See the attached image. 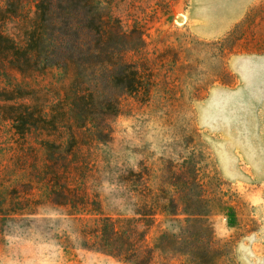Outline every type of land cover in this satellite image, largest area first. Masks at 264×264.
Segmentation results:
<instances>
[{"label":"rangeland","instance_id":"1","mask_svg":"<svg viewBox=\"0 0 264 264\" xmlns=\"http://www.w3.org/2000/svg\"><path fill=\"white\" fill-rule=\"evenodd\" d=\"M95 1L108 25L97 34L94 16L80 32L88 44L79 72L98 102H119L111 139L84 147L103 212L138 220L148 212L144 199L157 206L145 238L149 264H264V0L213 40L187 27L189 0ZM33 13L25 4L1 29L23 45ZM121 59L141 77L136 94L111 82ZM34 76L25 87L41 89L49 106L70 84L53 66ZM28 145L35 152L25 156L0 113V264H135L83 247L88 216L68 217L42 201L31 211L8 205L14 181L46 178L45 151ZM130 171L143 178L124 183L120 175ZM29 188L27 198L40 200L39 186Z\"/></svg>","mask_w":264,"mask_h":264},{"label":"trees","instance_id":"2","mask_svg":"<svg viewBox=\"0 0 264 264\" xmlns=\"http://www.w3.org/2000/svg\"><path fill=\"white\" fill-rule=\"evenodd\" d=\"M25 4L34 8V17L30 30L25 33V43L18 45L1 26L16 17ZM94 16L98 17L96 31L100 34L108 22H102L95 0H0V83H3L0 101L6 103L0 113L2 120L11 123L14 142L22 154L28 156L35 152L28 145L31 139L45 151L46 175L38 182L14 181L8 205L14 208L21 204V211H31L42 201L43 205L64 211L68 217L88 216L90 224L80 231L84 248L135 264H149L153 251L145 238L157 206H147L144 199L142 207L148 212L137 214L141 217L138 220L114 218L103 212L102 201L92 182L89 184L90 170L86 167L89 151L84 148L85 144L108 142L111 139L109 120L119 112V102H98L79 72L86 62L83 51L88 44L80 32L91 29ZM99 44L96 41L94 48L99 49ZM118 65L119 71L111 72L109 77L122 94H136L143 89L141 77L131 63L121 59ZM49 66L60 69L70 81L62 99L50 106L44 104L47 95L41 89L25 87L26 79L43 73ZM125 174L126 177L120 175L124 183L132 181L129 177L143 178L141 173L133 171ZM34 183L39 186L41 199L32 201L26 192ZM141 187L143 192L147 190L144 183ZM5 206L4 202L0 203V211ZM10 211L8 215H30ZM139 222L143 223V230L138 228Z\"/></svg>","mask_w":264,"mask_h":264},{"label":"crops","instance_id":"3","mask_svg":"<svg viewBox=\"0 0 264 264\" xmlns=\"http://www.w3.org/2000/svg\"><path fill=\"white\" fill-rule=\"evenodd\" d=\"M260 0H189L182 17L190 31L205 40L223 36L243 20ZM239 59L233 61L237 72ZM249 73L248 75H251Z\"/></svg>","mask_w":264,"mask_h":264},{"label":"water","instance_id":"4","mask_svg":"<svg viewBox=\"0 0 264 264\" xmlns=\"http://www.w3.org/2000/svg\"><path fill=\"white\" fill-rule=\"evenodd\" d=\"M178 21H179V22H182V18H181V17H179V18H178Z\"/></svg>","mask_w":264,"mask_h":264}]
</instances>
